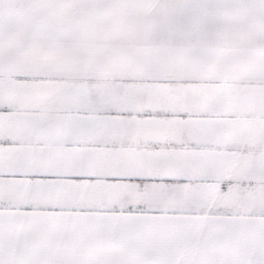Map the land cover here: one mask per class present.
<instances>
[{
	"label": "snow or ice",
	"instance_id": "1",
	"mask_svg": "<svg viewBox=\"0 0 264 264\" xmlns=\"http://www.w3.org/2000/svg\"><path fill=\"white\" fill-rule=\"evenodd\" d=\"M0 264H264V0H0Z\"/></svg>",
	"mask_w": 264,
	"mask_h": 264
}]
</instances>
